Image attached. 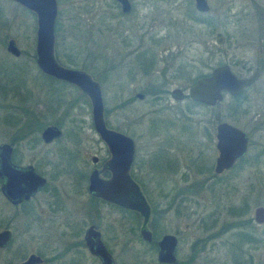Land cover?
Here are the masks:
<instances>
[{"label": "rangeland", "instance_id": "374dc122", "mask_svg": "<svg viewBox=\"0 0 264 264\" xmlns=\"http://www.w3.org/2000/svg\"><path fill=\"white\" fill-rule=\"evenodd\" d=\"M55 1L56 60L63 66L83 69L96 78L101 87L105 121L113 126H129L128 132L131 130L138 140L142 136L141 141L146 139L148 124L152 119H184L176 113L177 108L183 107V104L170 103V110L162 109L170 101L165 97L161 99V95L158 102L152 94H148L143 101L131 99L133 92L143 88L145 84L155 86L164 77L167 82L165 88L180 87L185 90L194 80L221 64L228 65L233 73L244 74L250 73L255 66H261L262 62L264 64V0H206L209 7L206 13L195 11L193 0H129L131 10L126 15L120 13L113 0ZM35 26L32 12L13 1L0 0V144L7 143L12 138V127L3 120L8 112L14 114L13 119H17L18 126L25 125L30 120L29 110L42 123L51 124L54 117H62V107L75 94H72L69 87L46 80L36 67ZM216 32L223 36L221 44L214 42ZM8 39L14 40L20 51L18 57L5 51ZM127 52L154 56L153 72L135 74L129 80L124 74V66L132 62V57L129 56L126 61L121 56ZM70 57L74 58L75 66L67 63ZM175 66L177 72H172ZM260 68L262 71L257 83L258 87L264 88V66ZM49 87L58 90L52 95L53 98L49 95L48 104L53 105L51 101L56 97L61 100L62 105L58 100L55 103L58 105L57 109H54L55 104L52 112L48 107L49 117L45 120L42 112H47L44 111V104ZM84 102L72 109L71 115L64 116L65 120L62 119L63 126L60 127L63 136L57 143L71 146L65 134L70 135L77 129L81 151L84 152L81 156L83 161L88 160L93 152L88 146L93 139V132L89 127V108ZM225 102H228V98ZM67 117L76 119L78 128ZM190 118L209 117L200 107L193 106ZM160 124L157 123V126ZM30 127L33 129L29 134L38 136L40 130L30 123L25 128ZM32 146L30 148L25 141L19 144L18 152L22 163L34 164L38 157L40 160L44 153L47 154L49 160L41 166V172L50 183L62 187L64 193L70 191L73 199L64 204V211L65 214L68 212L73 215L76 199L72 195L76 186L72 169L70 166L53 163L50 152L55 150L54 144L44 145L38 138L37 143ZM56 148V158L71 165L72 153L62 146ZM257 170L262 172L260 175L264 178V162ZM76 171L83 174L77 168ZM248 176L249 169L234 176L225 175V185L221 190L190 191V196L187 195L188 198L191 197L190 204L183 198L186 196L184 192L166 190L158 194L153 189L143 191L149 206L147 218L151 222L154 218H160L161 226L157 228L158 231H176L179 235L177 260L185 262L189 253L187 249L193 243L190 264H264V224L252 222V226L245 229L248 237L242 238L240 252L239 249L236 251L240 239L236 233L237 228L232 226L235 218L231 207L240 206L245 201L247 213L244 217L252 218L253 208L264 205V181L257 182L256 179L254 188L249 191ZM145 183L146 186H152L147 181ZM175 193L181 199L179 206L176 201L170 202ZM75 194L77 197L78 192ZM47 201L46 197L40 196L31 202V215L34 216L30 218V214L24 213L28 207L12 208L0 194V230L7 228L11 232L9 244L0 249V264L15 263L22 256L38 251L44 256H51L73 239L70 229L69 233L61 235V231L67 229L57 223L64 219L55 218L59 214L53 213L54 206H48ZM89 206V203L82 204L79 216H88ZM95 209L92 218L103 221L119 218L117 212L105 205L96 204ZM13 211L16 212L15 218H12ZM128 218L130 229L125 251L127 263L152 264L149 261L148 246L140 244L137 235L135 236L141 217L132 212L128 214ZM80 220L87 222L84 217ZM50 223L56 226V233L49 234L51 238L47 239L46 233L53 232L52 228L46 229ZM112 228L114 233H118L115 225ZM218 228L221 230L217 231ZM111 229L108 230L109 234ZM207 235L213 236L208 238ZM56 257L58 258L57 255Z\"/></svg>", "mask_w": 264, "mask_h": 264}, {"label": "flooded vegetation", "instance_id": "af4514ba", "mask_svg": "<svg viewBox=\"0 0 264 264\" xmlns=\"http://www.w3.org/2000/svg\"><path fill=\"white\" fill-rule=\"evenodd\" d=\"M113 1L114 6L119 8L121 14L126 15L130 12L131 3L129 0L130 10L127 13H122L119 3L116 0ZM121 56H124V60L126 58V61L129 56L132 57V62H128V64L124 66V74L129 80L135 74L140 73L143 75L153 72L154 56H146L140 52H127ZM54 58L56 60L55 56ZM56 62L58 61L56 60ZM260 65L261 66H255L248 74L233 73L231 71L235 77L239 79L248 78L253 75L255 78L248 85L241 87L240 90L235 94L221 90L220 97L211 105L202 103L200 101H195L190 98L188 90L191 85H193L195 80L185 90L180 87H172L170 89L165 88L167 82L164 80V77H161L155 86L145 84L143 88H139L137 91L133 92L131 99L135 98L139 101H143L148 94H152L154 96V100L158 102L161 95V99L165 97V99L168 98L170 101L166 102L162 109L170 110L172 108L170 103L177 105H179L178 103L183 104V107L177 108L176 113L179 116H183L184 119H175V121L165 117L152 119L148 124V135L143 141L140 139L142 136H140L138 140L132 134L131 130H129L130 133L128 132L129 126H113L105 121L103 106L102 117L105 127L127 136L132 142V159L127 171V175L139 193V197L141 198L145 207L144 212H141V209L137 208L136 206L125 207L120 204L107 201L89 192V177L92 173H95L96 176L102 181H107L111 178L112 168L115 164L111 159L112 155L106 143L100 139L93 127L91 119V105L87 95L75 85L53 78L41 72L49 82L61 84L62 87H69L73 91L72 94H75L68 99L65 107H62V117L56 118L53 116V113H50L55 118L51 124H44L45 122L42 123L40 119L36 117V115L31 112V110H29L30 120L27 121L25 125L18 126L19 123L17 119H13L14 114L12 113L13 120L10 126L12 127L13 133L11 140L8 142L12 146V165L19 169L31 167L35 174L44 178V183L29 197L21 198L19 201L12 202L11 205L12 208L21 207V209H23L28 207L24 210V213L30 214L29 216L32 218L34 215H31V202H34L36 198L40 196L46 197L48 200L47 205L50 207L54 206L52 209L54 210L53 213L59 214L55 218L64 219L61 223H57L58 226L64 225L67 229H63L61 231V235L69 233L70 229V234L73 239L70 240L65 247L60 249L58 252H55L51 256H44L42 252L38 251L22 256L18 261L12 264H18L24 261L30 254H34L40 258L39 262L33 264H50L53 262H56V264H104L103 259L94 253V251L89 248V245L86 242L88 231L96 234L94 237L90 236L91 243L93 246L98 245L99 242L101 243L105 253L108 255L105 259L110 261L109 264H128L125 251L127 250V239L130 229L128 214L132 212H135L137 215H139V217H141L138 228L136 229L137 231L135 232V236L137 235V241L140 244L148 246L149 261H151L152 264H190L189 262L191 260V254L194 250L193 243H191L187 249L189 253L187 254L188 256L186 255L185 257V262L183 263L177 260L179 235L176 231L169 233L158 231L157 228H160L161 226L160 218H154L153 222L147 218V216H149V206L147 205L143 191L153 189L158 194H160L161 191L166 190H175L182 193L184 192L186 196L183 198L187 203L190 204L191 197L188 198V196H190V194H188L190 191L212 189L221 190L225 185V175L234 176L249 169V191H252L254 188V182L256 179L257 182L264 181V178L260 175L262 172L257 170L260 164L264 162V88L258 87L257 83L262 71L260 67L264 66L263 62ZM83 71L86 72L85 70ZM174 71L177 72L176 66L172 72ZM86 73L93 80L98 82L96 78L94 79L90 73ZM208 74L202 75L200 77L207 76ZM98 84L100 86L99 82ZM56 90H58V88L54 89L53 87H49L47 90L48 96L46 97V104H44V111L47 112H42V116H44L45 120H47L49 117L48 107L52 112L54 104L58 100L61 103L60 99L54 97V99L51 101L53 105L48 104L50 98H53L52 95L55 94ZM174 90H178V92L174 93ZM172 93H174V95H172ZM137 94H141V97H138ZM49 95L52 97L49 98ZM60 95L61 94H59V96ZM226 98H228V102H225ZM80 102H84L89 108V127L93 132V139L88 145L91 149H93V152L90 153L91 155H89V159L85 161H83V158H81L82 153L84 154V152L81 151L80 134L77 129L73 130L72 134L70 135L65 134V138L68 139L71 146L57 144L58 140L63 136L61 128L63 126L62 119L65 118L64 116L71 115V110L78 108ZM193 106L200 107L204 112L207 113L209 118H190L193 113ZM57 107L58 105H56L54 109H57ZM23 111L25 110L23 109ZM68 121H73L74 127H77L76 119L69 117ZM29 123L35 126L37 130H40L38 136H31L29 134L33 129V127L28 129L25 128ZM157 123H161L162 126L161 124L160 126H157ZM223 124L235 128L243 134L245 138V149L242 155L235 158L228 168H222L220 171H216L215 166L220 154L219 147L217 146L218 135L224 137V135H222L224 134V130H219V126ZM48 126H54L58 128L60 134L59 136L52 138L50 141L45 142L41 137V132ZM38 138L44 145H55V150L50 152L53 156V163L56 165H63L65 167L70 166L72 169L76 186V188L73 189L74 194L72 195H75L76 199V203L73 207V209L75 208V213L73 215H71L72 213L69 214L68 212L65 214L64 211V204H66L68 200L73 199V197H71L69 194L70 191L64 193V191H62V187L59 188L58 184L50 183L47 180V177H45V174L41 172V166L47 164V161L49 160V158L46 156L47 154L44 153L40 160L38 157L36 163L34 164L25 162L22 163L23 160L21 159L18 152L19 144L22 141H25V143L28 142L29 147L31 148L33 147L32 144L37 143ZM139 141H141V144H139ZM61 146L68 149L72 153L73 161L71 162V165L66 163L64 160H58L56 158L58 154L56 147ZM71 148H73L74 151L71 150ZM140 150H142V153H140ZM160 156L161 158H159ZM76 168L79 169L83 174L81 175L79 172H77ZM116 169L117 167L114 168V171ZM145 181H147L152 186H146ZM76 192H78L77 197L75 194ZM177 199H179V196L177 193H175L171 197L170 202L172 203L173 201H176V205L179 206L181 204V199ZM87 203L90 205V212L88 216L84 214L79 216V211L82 204L86 205ZM96 204L109 207L112 209V211L119 214V218H109L107 221H103L102 219L100 220L98 218H92L93 212L95 213L96 210ZM258 206L264 207V205H256L252 211V218L244 217L247 213V205L245 201H243V204L240 206L231 207L233 211L232 216L235 218V220L232 222V226L237 228L236 233L239 234L238 237L240 239V242H237L238 248H236V251L239 249L240 252L241 242H243L244 238L248 237V235H246L247 233L245 232V229L250 228L252 226V222L258 225L264 224V221L257 222L254 219V209ZM94 216L96 217V214H94ZM15 217L16 212L13 211L12 218ZM47 217L50 216L48 215ZM81 217L87 218V222L81 221ZM112 225H115V228L118 229V233H114V228L111 229ZM49 228H52L53 232L46 233V235H54L56 233V226L53 223H50L46 229ZM110 229L111 234L108 233V230ZM219 230H221V228L217 229V231ZM142 232L145 233L143 234ZM48 235L47 239L51 238V236ZM164 235H171L175 239V245L172 252L174 260L171 263L158 260V252L160 250L159 242ZM211 236L213 235H207L208 238Z\"/></svg>", "mask_w": 264, "mask_h": 264}, {"label": "water", "instance_id": "95a60500", "mask_svg": "<svg viewBox=\"0 0 264 264\" xmlns=\"http://www.w3.org/2000/svg\"><path fill=\"white\" fill-rule=\"evenodd\" d=\"M21 7L32 12L35 16V45L34 62L38 70L53 78L69 82L84 92L89 98L91 105L92 124L100 139L106 143L112 155L114 166L112 176L107 181L99 179L95 173L89 177V192L101 197L107 201L120 204L125 207H134L145 210L144 204L139 197L138 191L127 175L129 165L132 159L131 140L118 132L107 129L102 117V96L98 82L93 80L86 72L80 69L64 67L56 62L54 58V22L57 12L55 0H10ZM120 5L122 13L130 10L128 0H116ZM195 11L205 13L209 7L206 0H193ZM223 36L221 33L214 34V42L221 44ZM5 51L13 57H18L19 49L14 40L8 39L5 44ZM255 76L248 78H236L226 64L216 66L211 69L207 76L199 77L188 90L190 98L206 104H213L220 97V91L225 90L231 94L237 93L241 87L248 85ZM178 90H174V93ZM172 93V95H174ZM141 97V94H137ZM219 130H224V137L218 135V144L220 154L215 166L216 171L222 168H228L235 158L242 155L245 149V138L241 132L226 124L220 125ZM60 131L54 126H48L41 132L43 141H50L59 136ZM12 146L10 143L0 144V193L10 204L19 201L21 198H27L33 194L43 183L44 178L35 174L31 167L19 169L12 165L11 161ZM117 169L114 171V168ZM128 186V187H126ZM254 219L257 222L264 221V207L258 206L254 209ZM143 234L145 232H142ZM90 236H96L95 233L88 231L86 242L89 248L103 259L104 264L110 261L105 259L108 256L99 242L93 246ZM11 239V232L4 228L0 230V249L7 246ZM175 239L171 235H164L160 242L158 260L168 263L173 262V248ZM108 258V257H107ZM40 258L34 254L18 264H33L39 262Z\"/></svg>", "mask_w": 264, "mask_h": 264}, {"label": "trees", "instance_id": "16d2710c", "mask_svg": "<svg viewBox=\"0 0 264 264\" xmlns=\"http://www.w3.org/2000/svg\"><path fill=\"white\" fill-rule=\"evenodd\" d=\"M199 13V12H198ZM67 63L68 64H71V65H76V62L74 61V58L73 57H70V58H68L67 59ZM3 120H5V123H7V125H10V124H12V113H10V112H8L7 114H6V116L4 117V119ZM9 244V243H8Z\"/></svg>", "mask_w": 264, "mask_h": 264}]
</instances>
